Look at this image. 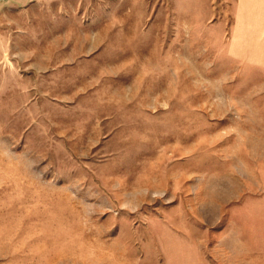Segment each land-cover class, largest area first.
Segmentation results:
<instances>
[{
  "label": "rangeland",
  "instance_id": "374dc122",
  "mask_svg": "<svg viewBox=\"0 0 264 264\" xmlns=\"http://www.w3.org/2000/svg\"><path fill=\"white\" fill-rule=\"evenodd\" d=\"M154 221L264 264V0H0V264L162 259Z\"/></svg>",
  "mask_w": 264,
  "mask_h": 264
},
{
  "label": "crops",
  "instance_id": "0c3cea01",
  "mask_svg": "<svg viewBox=\"0 0 264 264\" xmlns=\"http://www.w3.org/2000/svg\"><path fill=\"white\" fill-rule=\"evenodd\" d=\"M250 217H253V214L250 213ZM148 226L160 229L148 231L150 236L158 238L157 248L166 255L162 254V259L156 258L155 254L151 258L143 255L141 260L136 258V264H208L205 250L207 239L202 234H193L191 225L154 221L153 224L145 227ZM216 242H218L217 239ZM157 248L153 246L154 250Z\"/></svg>",
  "mask_w": 264,
  "mask_h": 264
}]
</instances>
